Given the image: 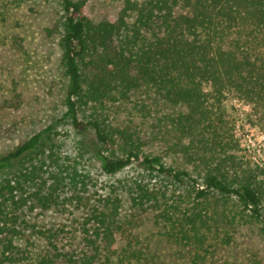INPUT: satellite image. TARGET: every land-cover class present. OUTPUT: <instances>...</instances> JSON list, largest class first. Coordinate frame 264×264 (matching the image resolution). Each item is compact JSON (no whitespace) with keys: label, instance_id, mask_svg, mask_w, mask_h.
<instances>
[{"label":"trees","instance_id":"16d2710c","mask_svg":"<svg viewBox=\"0 0 264 264\" xmlns=\"http://www.w3.org/2000/svg\"><path fill=\"white\" fill-rule=\"evenodd\" d=\"M59 5L64 113L0 156V173H7L0 180V264L26 258L16 240L28 230L29 215L73 203L87 208V252L79 261L63 253L72 264H146L130 239L109 260L133 210L154 212L163 236L193 247L191 264L215 251L222 218L256 223L264 232V166L242 154L224 107L228 97L242 101L250 126L264 136V0H122L114 22L97 24L83 14L84 0ZM126 102L142 118L159 105L154 130L115 122V108ZM63 120L76 137L74 154L55 137ZM156 138L163 154L146 150ZM85 154L107 177L134 164L139 170L91 206ZM122 195L131 213L124 221ZM32 226L61 256L55 233Z\"/></svg>","mask_w":264,"mask_h":264},{"label":"rangeland","instance_id":"374dc122","mask_svg":"<svg viewBox=\"0 0 264 264\" xmlns=\"http://www.w3.org/2000/svg\"><path fill=\"white\" fill-rule=\"evenodd\" d=\"M84 1L83 14L93 24L114 22L122 7V0ZM60 15L59 0H0V156L63 116L65 78L56 27ZM132 104L126 102L115 108V122L139 126L145 133L154 130L156 119L162 112L159 105L152 107L155 113L142 118ZM224 107L233 121L242 154L253 164L264 166V136L258 127L250 126L249 107L232 97L225 100ZM56 128L55 137L63 143L62 151L74 154L77 144L70 126L63 120L56 124ZM147 142V151L165 152L159 139H149ZM163 160L170 163V157L166 156ZM81 161L83 169L89 173L91 184L85 196L89 198L91 206H99L100 200L110 193L117 181H128L139 170L134 164L114 177H107L101 173L93 157L85 154ZM4 176L7 173H0V180ZM122 200L118 218L124 221L125 218L131 219V213L123 195ZM153 213L150 210L141 213L132 211L131 224L127 222L123 234L116 236V243L109 254L110 261L128 244L126 239H130V248L140 250L146 257V264H191L194 248L163 236L161 225L155 223ZM86 214V207L73 203L65 209L39 210L29 215L28 230L16 240L26 257L20 264H49L42 261L45 256L54 260L50 264H72L66 261L63 253L79 261L81 255L87 252L82 234ZM220 220L215 251L206 257L203 264H264V232L259 225L231 219ZM32 225L55 233V244L61 256H55V251L44 238L35 234L38 229ZM223 236L229 238L227 242L220 241ZM107 253H102L100 261H105Z\"/></svg>","mask_w":264,"mask_h":264}]
</instances>
